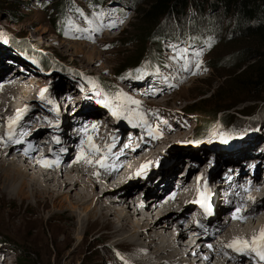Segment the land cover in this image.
Masks as SVG:
<instances>
[{"label":"rangeland","instance_id":"rangeland-1","mask_svg":"<svg viewBox=\"0 0 264 264\" xmlns=\"http://www.w3.org/2000/svg\"><path fill=\"white\" fill-rule=\"evenodd\" d=\"M74 1H76V3L85 2V0ZM128 1L131 4L124 9L123 15L126 14L124 19H114L110 12H106L105 14H100L98 16L95 14H90L88 17H85V19H79V28L77 30H71L69 25L67 27V29L69 28L70 30L69 33L66 36L63 35L64 37H62L49 23L50 16L52 14H55L54 12H56L58 7L60 6L56 5L58 0H0V30L7 31L5 35L9 37V45L13 49L8 50L9 52L0 50V58H4L7 61L16 60V56L21 58V53L23 51L20 42H22L23 40H33V45H43L42 47H45L44 49H46V47L49 49L48 53L50 57L47 54V56L43 57L49 59V66L53 64L56 67L48 69L47 72L44 70V84L47 87V81L52 82V85L48 89L51 92L50 96L56 94L57 96L53 97V100H59L60 105H64L61 103H65V105L62 106L65 110H67L66 107L70 109L73 107V105H71L70 107L67 106V102H70V98L63 96L62 93H64V91L66 93V90H75V88L79 89V86L82 87L84 81L88 85L84 88V90H82L83 92L86 91V93H84L82 97L88 99L89 101L91 100V103L93 104L97 103L95 100L96 97L93 96V99H90L87 91L91 92V90H93L95 87L98 91H102V89L99 88L98 83L94 84L95 86L91 84V87H88L90 80H87V74L102 75L105 79L111 78L108 83L110 86L109 89L112 88L116 90L114 94L107 93L113 102L117 101L115 111L117 115L113 114L114 116H116V120L119 117H123L125 120L127 119L126 121L128 122H135L137 116L133 114V110H138L143 115L142 117H140V124H142L146 130L150 131L149 124L153 122V126L155 127L158 135L162 136L160 139H164L166 136H171V138L168 140L169 142L167 141V139L165 140L166 145L165 147H163V149L167 147L166 149L168 150L169 148L173 147V149L176 150H183L184 152L187 151L188 155H185L187 156V160L185 159L183 162V164L185 163V168H187L190 164L192 165V167L196 165L195 162L188 160L191 155V153H189V151L191 150L190 146L196 150H205L207 152H212L211 158L208 159V161L197 162L198 164L195 167V170L201 169L202 167V172L199 171L202 173V181L204 177H209L213 170H218L219 168V173H216L214 177H212L213 183L217 180L219 182L224 179H229V176L232 173H235V171L240 172L243 170H248L247 168L251 167L250 161L252 162L254 160H247V158L252 157H244L246 158V161L242 164L241 162L236 160L235 157L228 158L231 159V161L228 162L227 160L226 162V157H230L232 153L222 151L223 153L220 154L218 151L227 150L228 147L232 144L222 147L215 139L214 141L209 142V140H211L209 138H213L214 136L213 134V136L211 137L212 131L209 132L210 134L207 135L208 137L204 136L206 139L194 143V140L191 139V136L193 135L192 128L194 124H199L196 117V114L198 112L196 114H183L181 110H183V107L190 105L193 102L195 104H199L198 106L196 105L197 109L199 107H202L205 108V111H209L211 109L210 106L213 105L212 102L215 103V97H213L212 94L219 95V92L229 87V85L235 84V77L240 74L242 75V72H244V70L246 71L248 68H251L252 65L264 61V56L258 57L257 54L249 55L244 64L241 65V67L237 70L233 69V67L224 65L216 68H213L211 66V68L204 70L201 66L195 64L196 61L194 59V56L196 55V53L191 47L187 48V51H185L182 49V47H177L178 45L164 43L163 47L161 48V56L164 60V62H162L164 64L162 71L159 70L157 74H145L138 80L139 82L131 79L122 81L117 80V78H115L116 76H113V71L121 66L124 60L128 56L132 55L137 50V46L140 45V41H130L129 38L133 35L143 33V29H145L148 24L147 19L145 18L144 10L147 9V4L150 0ZM211 2L212 0L209 1V3ZM66 9L70 10L71 8L67 7ZM189 9H194V11L192 12L196 13V9L194 7H190ZM205 9L206 10L204 11L205 13H203V16H208L209 13L213 14L215 12L221 14L220 20L216 21L215 24H210V33H208L207 29H202L205 24H195V21L193 19H191L190 21L186 20L189 27H193L194 29L199 31L192 32L191 34H193V39L203 41V45H200L204 51V54L201 55L202 58H208L209 55L210 61L213 62L215 58L224 57L228 54H231V52H233L234 50H237L238 48L246 45L252 46L254 48H259V50L257 49L258 52H261L262 50L264 51L263 38H258L257 36H250L248 38L247 36H245L247 33L243 30L238 31L233 35L232 33H229L235 20H239L238 17L241 19L240 26L243 25V22L247 23L245 25L250 26V29H255L259 25L262 26V24L264 25V22L262 24L257 23V16L252 20H250L251 18L245 19L244 15H242L238 11V8L236 9L234 7L233 9H231L230 13H228L229 16L225 15L226 18H224L223 15L226 14V12H229L228 5H225L224 3L221 4L219 1H217V3L213 2L212 5H209ZM76 10H78V8ZM11 12L15 14L13 20L6 18L7 13L11 15ZM8 17L10 16L8 15ZM238 23H240V21ZM112 24H115V27H110V25ZM155 24H157V21L155 22ZM164 25L165 23L162 22V27H164L165 30H168V24L165 26ZM198 26L201 27L199 28ZM156 27L157 26H155L153 30ZM215 29L217 30L216 34H214ZM19 33H23V36ZM1 35L2 34H0V37ZM11 37L13 40L11 39ZM233 37L235 39H233ZM228 38H230L231 40ZM209 39H214V45L210 50L206 52L207 48L206 46H204L205 40ZM194 47L196 48L197 46ZM37 53L41 55V52ZM23 54L25 55V53ZM35 56L36 55H32V58L36 59ZM37 59L39 60V64H41L38 55ZM7 61L3 62L7 63ZM141 66L145 69H148V67L150 66L149 59L146 62H143ZM3 67L4 64H0V72L1 68ZM60 67H64V69H67V71H61ZM72 69L77 70L74 71V73H79V75L75 76L68 71ZM162 75H165V77ZM134 86L136 88H141L142 92L133 97L134 99L126 98L122 92L123 89L125 88V92L126 90L131 88L128 91L129 94ZM135 93L137 92H134L133 90L130 95ZM107 94L103 93L102 95L107 102V105L105 104V109L101 108L100 111L108 112L109 114V108H111L112 106L109 103V97L106 96ZM68 95H70V93ZM235 96L237 97V99H239L238 95H233V101L235 99ZM143 98L147 102L152 99L151 102L153 101L154 103L145 104ZM48 105L49 104H47L46 106ZM45 108H48L49 111H52L49 107ZM230 110L231 112H233V109ZM230 110H219L216 115L218 117L220 113ZM262 111H264V109ZM80 115L83 114H79V116ZM199 115L202 117L205 116L204 113H200ZM71 117L72 116L68 117V121L69 125L72 127L73 123L70 122L72 121ZM103 117V131L109 138H111L112 135L109 134L110 123L108 121L111 117L107 116V114H105ZM241 117L248 119V116ZM78 119L80 118H77V125L79 123ZM59 121L61 124H67L66 120L64 122L63 119H59ZM164 121H166L167 123H164ZM114 122L116 125V129L114 131L119 130L118 134L120 135L117 138V140H119L124 136V134L128 132V129L119 126L117 124V121ZM216 123L217 119L214 121V125ZM249 126H251L248 129L249 131H247L245 135L237 138L238 143L242 140V142H244V139L246 142V138L248 137L246 135H250L251 137L252 135L255 136L258 133V130L252 127L253 125L250 124V120L248 123L245 122L244 125L241 126L240 129H238V131L243 130V128L246 131ZM120 129H126V131L121 132ZM165 130H167L166 133L162 135L161 133ZM71 133L73 134V136L76 135L77 126L74 128V130L71 131ZM97 133H99V130H92V134L96 135ZM121 135L123 136L120 138ZM240 135L242 134L240 133ZM114 137H112V139ZM258 143L260 146H258L257 149L253 151L254 158L261 151L264 152V149H260V147L264 145V140L262 142V140H260L259 138ZM82 144L91 146L94 149H96L98 146V142L96 140L93 142L89 141V143L84 142ZM139 148L140 143L137 142V146L134 148L135 151L133 154H136L135 152L138 151ZM60 151L61 148H59V152ZM158 151L164 153V151L160 150L159 148ZM238 151L239 150H236L234 154ZM195 153L196 155H198V157H203L205 154H197V152ZM238 154L239 153H237V155ZM207 155H210V153H208ZM217 156L223 158V161L216 167V161H213V157ZM9 158L10 155L7 156L6 160H10ZM19 159L22 160L23 156H20ZM164 159H169V157L165 156ZM140 162L144 164L146 160H142ZM157 162H160L161 165H164L162 164L163 159L158 160ZM235 164L238 166L236 167ZM26 165L31 168L27 172V175H29L30 177L32 173H34V171L32 169V165ZM227 165H232V169H226ZM37 170H40V168L37 167ZM231 170V173L228 172ZM1 171L2 169L0 170V172ZM180 171L181 173L184 172L182 168H180ZM180 171L175 170L173 172H170L168 175H174L175 173ZM52 172H55L54 175L58 174V172L55 170ZM192 175H189L188 181H191ZM91 177H95V175L92 174ZM176 178L177 176L172 179L170 178L169 181L172 180L174 183L176 182ZM139 179L136 180V185H134L133 191L134 193L138 192V189L141 188L140 190L143 189V193L145 194L147 190L146 184H142L143 181L138 182ZM153 179H155V176L152 177L151 180ZM230 179L234 180L233 178ZM172 181L170 185L172 184ZM134 182L131 183V181L129 180V183L131 184H134ZM207 182L210 184L208 180ZM161 184H165V182ZM153 185L155 184H152V186ZM233 185L236 186L237 183H233ZM16 187L17 184H14L6 190L0 188V264H108L106 263L107 259H109L111 262L109 264H138L134 262V259L132 258L135 252H132L129 248H126L123 245H121L120 247L113 243L117 241L123 243H137V240L131 239L134 237L131 236L133 231H130L132 229L130 226L125 227V229H117L126 226L127 224H124L125 222L120 221L116 216L106 215L93 219L90 218L87 223H85V214L82 213L79 218L77 212L73 211L70 208V201L65 198L67 195V193L65 192L69 190V187L64 190H59L58 197L55 194L53 195V192L56 193L59 188H57V186H53V184L49 188L52 191L55 190L53 192H44L42 191V188H38L37 190L30 188L28 189L29 192H25V194L22 195L21 198L14 194ZM158 187L159 186L157 185L156 188ZM80 189L82 190V193H84L87 188H84L85 190L82 188ZM80 189L79 187H77V190L81 193ZM87 192L88 191L86 190L85 193ZM96 192L98 194L100 192V188L97 189ZM131 193L133 192L131 191L127 195V197L131 198ZM71 195L75 197L73 192L71 193ZM143 195H141V193H138L136 198L133 200V203H136L138 201L136 207L132 204H129V209H126V205L121 206V204H116L117 202H112L113 209H125L126 213L128 212L127 214L130 213L131 215H129V221H135L137 218L133 215L134 210L137 208V210L141 211V209L144 208V202L145 205L148 204L146 200L149 196L147 195L143 199ZM110 196L112 198V196H114V193H111ZM142 199L143 201H141ZM109 200V197L102 196L99 206H101L100 204H102L104 201ZM140 201L142 203H140ZM128 202L130 203V201ZM72 203H74V200H72ZM53 204H56V206L53 207ZM147 207L149 210H153L152 204H150L149 206L147 205ZM230 207H233V205H231ZM157 210L158 209L153 211L152 215ZM220 213L221 212L218 213V219L222 220L220 216L222 213ZM176 225L177 223L171 225V229H169L167 235L172 233V235L174 236L173 228H175ZM172 235L166 238L171 239ZM76 236H80V240L77 241ZM190 238L191 237L188 233L187 240H184L183 238L181 239V241H183V244L189 243L191 240ZM138 243L142 244L141 240H138ZM143 243H145V241ZM152 251L153 249L150 250V255L153 256L154 254H152ZM245 252L244 255L237 253V251H235L234 253L239 257L242 256L240 258H250L249 256L245 255L248 254L249 250L247 249ZM140 253L141 252H138L137 254ZM190 259L192 260V258ZM212 260L215 261V259ZM198 264H202V261Z\"/></svg>","mask_w":264,"mask_h":264},{"label":"bare ground","instance_id":"bare-ground-1","mask_svg":"<svg viewBox=\"0 0 264 264\" xmlns=\"http://www.w3.org/2000/svg\"><path fill=\"white\" fill-rule=\"evenodd\" d=\"M0 34H2L1 30H0ZM8 38L9 37L6 36L5 39L3 34L1 35L0 37L1 51L9 52L8 50L12 49L11 46L9 45ZM28 42H30V46H31L29 50L32 49L33 51L31 52H35L36 58L37 55L39 57L47 56V55L49 56L48 53L49 49L47 47L46 49H44L45 47H42L43 45L35 46L33 45V40H28ZM37 52H41V55ZM21 54L22 57L19 58L16 56V60L14 61H10V60L7 61L4 58L2 59L0 58V62H1L0 64H4V67L1 68V72L2 70L7 69L10 66L12 67L13 65H23L30 72L29 75L23 77V79L27 78L26 82H28L29 86H32L33 83L32 79H30L29 77L32 78L36 77V76H32L35 74H31V73H37V72L43 73L42 75L43 81L40 86L46 89V91L44 92L43 99L41 98L40 95L41 91L35 92L30 96L28 95V98H26L28 99L27 100L28 104L32 105L33 110L29 111L24 117V120L21 123H19L18 130L21 132L22 136L26 140L32 143L33 149L25 159L22 160L19 159L20 155H14V156L11 155L12 151L16 150L17 148H21V146H19V144L14 143L13 139L9 137L3 138V133L0 132V170L2 169V171L0 172L1 189L6 190L9 189L14 184H17L14 194L21 198L22 195L25 194V192H29L28 189L30 188H33L35 190H37L38 188H42L43 189L42 191L44 192L45 191L53 192L55 190L52 191L49 189L53 184V186H57V188H59L56 191V193L53 192V195L55 194L58 197L59 190H64L69 187V190L65 192L67 193V195L65 194L66 195L65 198L70 201L69 202L70 208L73 211L77 212L79 218L82 213L85 214V219H84V221H86L85 223H87V221L90 218L93 219L101 216L103 217L106 215L108 216L113 215L116 216L120 221L125 222L124 224H127L126 226L117 228L118 230L125 229V227L127 226H130L132 228L130 231H133L131 236H133L134 238L131 239L137 240V243L138 240H141L142 244L123 243L119 241L113 243L120 247L121 245H123L126 248H129L132 252H135L132 258L134 259V262L138 264H198L201 261L202 264H264V260H262L260 256L257 255L256 252L251 251V249H248L249 250L248 254H245L250 258H240L242 256L239 257L238 255H236L234 253L235 252L234 248H230L227 246L235 238H239L240 240L246 239L249 242H251L252 237L254 235L259 236L260 230L264 229V210H263L264 182H261V184L263 185L262 189L258 187V182L264 178V176H262L261 174V171L264 169V152L261 151L260 153H258L257 156H255V158L253 157L254 156L253 151L257 149L258 146H260L258 143V139L260 138L262 142L264 140V128L260 130L261 127L258 126V128H256L258 130V133L255 136L252 135L251 137L250 135H246L248 136L246 138L247 140L246 142L245 139L244 142H242L243 141L242 140L239 143L237 140V142L230 145L227 150L218 151L220 154L223 153L222 151H227L232 153L230 157H226L227 158L225 159L226 162L227 160L228 162L231 161V159L228 158L235 157L236 160H238L242 164L243 162L246 161V158L244 157H248V156L252 157V158L248 157L247 160H254L256 163L254 161L252 162L250 161L251 167L247 168L248 170L246 171L243 170L240 172L235 171V173H232L229 176V180L224 179L219 182L217 180L216 182L213 183L212 177H214V175L216 173H219L220 171V168L218 170L215 169L211 172L209 177L207 176V180L210 182V184L207 182V180L205 182H201L202 181L201 180L199 184L198 178L200 177L201 174L198 173L199 171L202 172L201 170L202 167L201 169L195 170V167L198 164L197 162L208 161V159L211 158L212 152H207L205 150L204 151L196 150L190 146L191 150L189 151V153H191L192 156L190 155L188 160L195 162L196 165L192 167V165L190 164L187 168H185L186 166L185 163L183 164V162L187 158V156H185L188 155L187 151H185L186 152L185 153L183 150H176L173 149V147L169 148L168 150L166 149L167 147L163 149V147H165L166 145L165 140L167 139L168 141L171 138V136H166L164 139H160L162 136L157 135L154 138L150 139L148 136H146V133L144 132V129L141 125L128 123L126 121L127 119L125 120L123 117H119L116 120L118 122L117 124L119 126L127 128L128 129L127 133L130 132L132 135L131 141H129L127 145H123L122 141L126 138L127 133L124 134V136L123 135L120 136V138L123 136L121 139H119L120 141L117 140L120 134H118L119 130L114 131L116 129V125L115 122H113L111 114H108V112L100 111L95 105L91 103L92 102L91 100L89 101L88 99L82 97L83 94L86 92L83 93L81 90L77 88H75V90H66L67 91L66 93L65 91L64 93H62L63 96L70 98V102H67L68 103L67 106L70 107L71 105H73L72 108L69 109L68 107H66L67 110H65L62 107L65 105V103H61L64 105H60L59 100H57L56 98L55 101L53 100L54 99L53 97L57 96L56 94L50 96L51 92L48 89L52 85V82L47 81V87L45 86L44 84L45 71L43 70V68L39 69L30 65V62H28V59L30 57H26V55H24L23 52ZM3 61L5 62L7 61V63ZM93 84H97V82ZM87 85L88 84L85 82L82 85V88L83 87L85 88ZM106 89L109 88L106 87ZM130 89L124 92L126 96L135 97L136 95L142 92L141 88H136L134 86V88H132V90L128 94V91ZM94 90H97L96 87L94 88ZM133 90L134 92L137 93L130 95V93H132ZM67 93L68 94L70 93V95H68ZM87 94L89 96L90 95L95 96L98 99L103 97L101 94L95 95L90 91H87ZM37 95H39L38 96L39 99L36 98ZM151 100H149V102H151ZM47 104L49 105L46 106ZM45 107H49L53 112L49 111L48 108L46 109ZM78 112H80L79 114H83V115L79 116L78 114V118H80L78 119L79 120L78 125H77V120H75L74 122H72L73 126L71 127L69 125L68 117L73 116ZM105 114L111 117L108 120L110 123L109 134H111L112 137L115 136L113 139L112 137L109 138L103 131L104 129L102 123L104 118L103 116ZM37 118L39 119L46 118V122L37 125L38 122ZM59 119H63L64 122L66 120L67 124L66 123L61 124ZM28 124H34L35 126H33L32 128H28ZM48 126H53V127L47 128ZM76 126H77V133L75 136H73L71 131L74 130ZM195 126L196 124L193 125L192 132ZM250 127L251 126H249L246 129V131L243 128V130H240L238 132L239 134L234 133L232 136H235L237 134H238L237 136H240V133L242 134L241 136H243L246 134V132ZM214 128H215V132H220L222 130L221 123L219 122V120ZM94 129L99 130V133H97L96 135L92 134V130ZM120 130L121 132L126 131V129H120ZM137 134L140 135L138 138H137ZM56 136L60 137L61 139L60 143H56V144L54 143ZM206 136L207 134L205 135V137ZM156 137H158L159 140H156ZM205 137H202L194 141V143L199 142L200 140L202 141L203 139H205ZM95 140L98 142V146L96 149H94L91 146H87L86 144H82L84 142L89 143V141L93 142ZM211 141L212 139L209 140V142ZM137 142L140 143V148L138 151L135 152L136 154H133L135 151L134 148L137 146ZM226 142H228L227 144L233 143V141L229 142L228 138L226 139ZM72 143L77 145L76 160L81 162L80 166L85 165V166L93 167L94 169L92 174L95 175V177H86V176L82 177L80 174H76V173H68V174L58 173L54 175L55 172L52 171H54L55 169L53 170L52 168H44L39 164L40 161H43L46 162L48 165H51L52 164L51 159L55 156H60L62 159L68 160L70 155L69 149H71ZM225 144L226 143H222L220 145L224 146ZM8 146H9V151L7 152L6 148ZM59 148H61L60 152H59ZM158 148L160 150H163L164 153L159 152ZM261 148L264 149V145H262L260 149ZM236 150H239L237 152L239 153L238 155L237 153L234 154ZM195 152H197V154L198 153H205V154L204 156L202 155L203 157H198V155H196ZM246 152H248L249 154ZM42 153L44 154L42 155ZM208 153H210V155H207ZM9 155H10L9 158L10 160L7 161L6 159L7 156ZM165 156L169 157V159H164ZM129 159L137 160L139 165H141L142 167L144 166L147 169L143 173H139L138 174L139 176L131 175L130 179H127V182L124 184L125 186L122 185L117 187L116 189L106 186L107 180L105 179V177L112 176L116 172L117 168L119 167L120 161L123 160L127 161ZM157 159L158 160L163 159L162 164L164 165H161L160 162H157L158 161ZM171 159L174 161H172ZM142 160H146V162H144L143 164L140 162ZM213 161H216V167H217L218 164L223 161V158H220V156L213 157ZM26 164L32 165V169L34 171V173H32L30 177L29 175H27V172L31 168L28 167ZM231 166L232 165L230 166L227 165L226 169L231 168ZM237 166L238 165H236V167ZM37 167H39L40 170H37ZM180 168H182L184 172L181 173ZM175 170L180 172H177L175 173L176 175L175 174L174 175L177 177L178 176H182V177H180L179 185L175 191V194L170 196L169 194L171 193V189H173L174 187L173 185L174 183L171 180L172 184L170 185L171 181H169V179L170 178L172 179L175 176L173 174L171 175L168 174ZM228 172L231 173L232 170ZM190 174L191 175L193 174L191 176V180L194 176H196V180H194V183H196V189L194 192H185L186 189L182 191L184 187L188 188L187 185L190 183V181H188ZM154 176L155 179L151 180L152 177ZM230 178H233L234 180H231ZM137 179H139L138 182L143 181L142 184H146L147 190L142 198L144 199L145 196L150 195L146 201L148 202L147 204L148 206L150 204L153 205V210H149L144 202L143 204L144 208H142L141 211L137 210V208L134 210L133 215L137 219L135 221L130 220L131 221L130 222L129 221L130 213L127 214L128 212L126 213L125 209L124 210L113 209L112 202H117L116 204H121V206L126 205L125 206L127 207L126 209H129V204H132L133 206L136 207L138 201L136 203H133V200L140 192L134 193L133 187L134 185H136L135 183ZM129 180L131 181V183L135 181L134 184L129 183ZM240 180L242 181V183L238 185V181ZM163 182H165V184H161ZM233 183H237V185L235 186L233 185ZM152 184L155 185L152 186ZM156 184L159 187H163V188L159 190L158 188H156L157 187ZM241 185L242 187H249L245 200L241 199L240 197L238 198V195L236 194L242 188L240 187ZM77 187H79V189L87 188L86 190L88 192L85 193L86 190L84 189L85 190L84 192L85 194H84L80 189L81 190L80 193L77 190ZM209 187L211 189V192L215 196L214 216L210 218L205 225H201L200 222L197 223V220H200V218L198 216H195L190 220V222L192 223L191 226L186 227L185 223L188 221L190 214L196 210L194 204L195 195L197 194V192L200 191L201 188L204 189ZM99 188H100V192L97 194L96 191ZM140 189L141 188H139L138 190ZM131 191L133 193H131V198H129L127 197V195ZM72 192L74 193L75 197L71 195ZM111 193H114V196H112V198L110 196ZM166 195H169V197L165 199ZM102 196L109 197L110 200L104 201L102 204H100L101 206H99V203H101ZM143 199L141 201H143ZM163 199L165 200L162 206L164 208H167L168 212L163 213L157 210L152 215L153 211L156 210V203H161ZM72 200H74V203H72ZM128 201H130V203ZM141 201L140 203H142ZM231 205H233V207H230ZM55 206L56 204H53V207ZM223 207L225 208L221 209ZM237 209H239L240 211L237 212L236 211ZM224 210H226V212L223 215L228 214V218L225 222H221V220L218 219V213ZM234 213L236 218H233ZM174 223H177L175 228H173L174 236L172 235V233L167 235L169 229H171V225ZM195 230H202L203 231L202 234L207 242L215 241L213 243V245H215L214 254L212 253L203 254L204 250H202L201 248L197 250L196 242L192 243L190 241L189 243L183 244V241H181V239L184 238V240H187L188 233L189 236L191 237L190 239H192L194 235H192L191 231H195ZM170 235H172V238L167 239L166 237ZM76 239L77 241L80 240V236H76ZM144 241L145 243H143ZM240 246L241 245H237V247ZM182 247H186V248H182ZM149 249L150 250L153 249L152 251L153 252L152 254H154L153 256L150 255L151 252ZM138 252L141 253L137 254ZM237 253L244 255V252L243 253L237 252ZM203 255H205L204 258ZM190 258H192V260ZM212 259H215V261H213ZM106 263L109 264L111 262L109 259H107Z\"/></svg>","mask_w":264,"mask_h":264},{"label":"trees","instance_id":"trees-1","mask_svg":"<svg viewBox=\"0 0 264 264\" xmlns=\"http://www.w3.org/2000/svg\"><path fill=\"white\" fill-rule=\"evenodd\" d=\"M209 1L210 0H150L147 4V9L144 10L145 18L148 23L147 27L143 29V33L133 35L129 38L130 41H140V45L137 46V50L132 55L128 56L124 60L121 66L116 68L113 73L116 78L124 79L140 76L139 71L140 69H143L141 64L146 62L148 59L150 66L147 70H156L157 66H160L162 63V61H160L162 59L161 48L164 43H169L171 45L180 44L184 46H187L188 44L192 46L203 45V41H198L192 38L193 34L191 33L199 31L193 27H189L186 20L190 21L193 19L195 24H205L202 29H207L208 33H210V24H215V22L221 18V14L218 12L213 14L208 12V16H203V13H205L204 11L206 10L205 8L212 5L213 2L217 3V1H219L221 4L224 3L225 5H228L229 12H226V14L223 15L224 18H226L225 15L229 16L228 13H230L231 9L235 7L236 9L238 8V11L242 15H244L245 19L251 18L250 20H252L257 16L258 24H262L264 22V0H212L211 3H209ZM107 2L109 3L111 10H113L118 16H122L124 14V9L131 4L128 0H85L84 3H76L74 0H58L56 5L60 6L56 12H54L55 14L50 16L49 23L55 28L56 32L60 36H63L66 31L69 30V28L67 29L69 25L70 28H74L76 26L74 19L76 15H81L84 12H95L102 8ZM67 7H70L71 9L67 10ZM190 7H194L196 9V13L192 12L194 9H189ZM77 8L78 10H76ZM8 13L6 18L13 20L15 14L13 12H11V15ZM8 15L10 17H8ZM238 19L239 20H235L232 24V28L229 32L230 34L232 33L233 35L238 31L243 30L247 33L245 36L248 38L250 36H257L258 38L264 39L263 24L262 26L259 25L255 29H250L251 27L245 25L247 24L245 22H243V25L240 26L241 19L239 17ZM156 21L157 24H155ZM236 21H240V23ZM162 22H164L165 25L168 24V30H165V28L162 27ZM155 26L157 27L153 30ZM198 27L200 28L201 26ZM216 31L217 30L215 29L214 34H216ZM20 35L23 36V33ZM233 39L235 38L233 37ZM20 44L26 57H32V55H35V52H31L33 51L32 49L29 50L30 42L23 40ZM213 45L214 39L205 40L204 46L207 47L206 52L210 50ZM257 49L259 50V48L246 45L234 50L231 54L224 57L215 58L213 62L210 61L209 55L208 58L198 56V62L201 63L205 70L211 68V66L216 68L223 65L233 67V69L237 70L244 64L249 55L257 54L258 57L264 56V51L260 49L262 51L258 52ZM39 59L43 70L47 72V69L49 68V59L43 56H40ZM55 67V65L52 66V68ZM248 69L246 71L244 70L242 75L240 74L235 77V84L229 85V87L219 92V95L212 94V96L215 97V103L212 102L213 105L210 106L211 109L209 111H205V108L202 107L197 109L196 105L198 106L199 104H195L193 102L190 105L183 107V110H181L183 114H196L197 112L199 114H205L203 117L198 113L196 114L199 124H196L191 139L196 141L208 134L213 128L214 121L216 119L221 123V135H223L224 138L237 133L238 129H240L245 122H248V120L252 121V123L250 121V124L253 125L252 127L258 128L257 126H259L261 129L264 128V111H262L264 109V61L254 64ZM60 70L64 72L65 70L67 71L64 67H60ZM68 71L75 76L79 75V73H74V71L77 70L72 69ZM87 76L91 83L97 82L105 88L109 87V84L106 82L109 79H105L102 75L87 74ZM231 94L238 95L239 99L235 96L233 101V95ZM230 109H233V112H231ZM219 110L230 111H224L217 117L216 113ZM241 116H248V119L242 118Z\"/></svg>","mask_w":264,"mask_h":264},{"label":"snow or ice","instance_id":"snow-or-ice-1","mask_svg":"<svg viewBox=\"0 0 264 264\" xmlns=\"http://www.w3.org/2000/svg\"><path fill=\"white\" fill-rule=\"evenodd\" d=\"M110 27H115V24H112V25H110ZM185 51H187L186 49H185ZM123 78V77H122ZM136 79H140L141 77H139V76H137V77H135ZM46 91V89H44V90H42L41 91V98L43 99V96H44V92ZM138 103V102H137ZM25 111H27V109H25ZM114 115H117V113L116 112H114L113 113ZM9 120L11 121V118H9ZM164 123H167L166 121H164ZM11 133V129H9V134ZM149 134L151 135V132H149ZM57 143H59V141L57 140L56 141ZM46 166H50V165H46ZM203 207H205V210L207 211L208 210V208H207V206L206 205H202ZM237 212H239L240 210L239 209H237L236 210ZM233 218H236V216H235V213H234V215H233ZM241 219H242V217H241ZM241 245L240 247H237V245ZM228 247H230V248H234L235 249V251H237V252H241V253H243V252H245L247 249H251V251H253V252H256L257 253V255H259L260 256V258L262 259V260H264V229H261L260 230V234H259V236H256V235H254L253 237H252V240H251V242H249L248 240H240L239 238H235L231 243H229L228 245H227ZM209 247H211V245H209Z\"/></svg>","mask_w":264,"mask_h":264}]
</instances>
